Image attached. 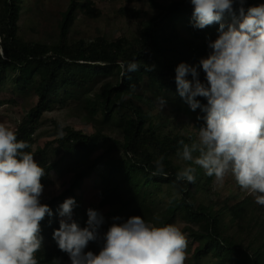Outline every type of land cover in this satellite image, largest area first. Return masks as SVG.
I'll use <instances>...</instances> for the list:
<instances>
[{
    "label": "trees",
    "instance_id": "trees-1",
    "mask_svg": "<svg viewBox=\"0 0 264 264\" xmlns=\"http://www.w3.org/2000/svg\"><path fill=\"white\" fill-rule=\"evenodd\" d=\"M25 2L0 0V90L12 81L17 98L35 95L14 125L17 139L29 143L25 151H31L44 168V189L64 183L53 178L63 162L76 152L88 153L67 185L41 200L53 215L41 222L43 245L36 253L38 264L70 262L53 239L61 219L59 205L67 198L76 201L73 219L81 227L89 208L100 212L104 221L119 217L115 221L122 223L131 216H142L152 223L176 224L187 238L185 264H264V206L233 176L234 186L227 181L216 183L214 177L192 165L196 167L195 183L175 180L176 173L190 163L177 155L178 141L198 139L200 120L190 118H197L195 113L204 115L200 109L192 111L179 96L175 69L181 62L198 65L207 57L211 51L208 41L219 35V24L194 28L190 0H146L155 13L147 17L131 6L122 9L130 23L140 24L129 25L120 37L97 35L70 41L79 12L92 19L101 12L94 0H69L56 21V43L27 42L20 36L19 25L22 8L30 6ZM260 4L264 0H245L243 7L247 10ZM41 5L36 10H42ZM240 7L239 2L234 3V13H226L222 22L231 23ZM133 59L140 64L139 70L124 75L120 64ZM198 71L200 81L207 83L202 68ZM157 97L166 101L161 110ZM68 99L75 104L66 108L92 129L53 120L46 140L39 142L37 131L44 111L63 106ZM197 99L207 103L203 97ZM5 103L0 99V107ZM113 115H117L118 125L110 121ZM160 156L167 175H153ZM98 168L104 170L105 187L94 178ZM150 193L161 194L155 198L157 210ZM101 247V242L94 241L85 251L98 253Z\"/></svg>",
    "mask_w": 264,
    "mask_h": 264
},
{
    "label": "clouds",
    "instance_id": "clouds-1",
    "mask_svg": "<svg viewBox=\"0 0 264 264\" xmlns=\"http://www.w3.org/2000/svg\"><path fill=\"white\" fill-rule=\"evenodd\" d=\"M237 2L241 5L238 16L225 25L224 15L233 14ZM244 2L190 0L193 27L204 29L218 23L219 35L208 41L211 51L198 65L181 62L175 69L179 96L192 111L200 109L204 114L197 117L202 120L198 139L178 141L177 155L190 163L176 173L175 180L195 183L196 167L192 165L216 183L231 174L264 206V4L245 10ZM120 68L126 75L138 71L140 64L133 59ZM199 68L207 83L200 81ZM156 100L161 110L166 101L163 97ZM29 147L17 139L14 129L0 122V264H38L36 253L43 245L41 222L53 215L50 206L41 203L45 170L31 151H25ZM163 160L160 156L155 161L153 175H167ZM75 206L74 198L59 205L61 219L53 232L70 264H185L187 238L176 224L131 216L101 234L102 214L89 208L86 226L81 227L73 219ZM98 240H102L98 253L85 251L90 242Z\"/></svg>",
    "mask_w": 264,
    "mask_h": 264
},
{
    "label": "rangeland",
    "instance_id": "rangeland-1",
    "mask_svg": "<svg viewBox=\"0 0 264 264\" xmlns=\"http://www.w3.org/2000/svg\"><path fill=\"white\" fill-rule=\"evenodd\" d=\"M68 1L69 0H26L25 3H29L30 6L22 8L19 20L21 38L27 42L45 41L50 44L56 43V21L57 19H60V12L67 7ZM94 3L97 9L100 10L101 14H97V18L92 19L91 17L79 12L80 15L76 17L74 25L72 26L70 41H75L78 38L92 39L97 35H105L110 39H116L126 32L129 25L137 27L140 24L139 21L130 23L127 16L121 12V10L126 7H134L140 11L141 15L145 12L147 17H150L155 13L150 4L146 5V0H124L119 2L94 0ZM40 4H42V10H36V7H39ZM4 86L3 90H0V99H2V101H6V103L0 107V122L5 123L14 129L15 123L20 122L21 118L33 104L35 95L30 94L24 96L23 99H19L16 97L17 87L14 82H7ZM10 100L13 102H9ZM74 104V100L68 99L67 103L63 106H51V108L44 111L41 124L37 131L39 142L42 143L46 140L53 120L64 126L69 125L86 131H90L92 129L89 123L78 119L71 109L66 108L67 106H72ZM195 115L197 117L199 116L198 113H195ZM190 119L192 122L197 121L196 117H191ZM110 121L115 125L119 124L117 115H113L110 118ZM199 123L202 124V120H200ZM195 140H197V138L193 137L191 142ZM87 154L88 153L86 152L81 153L79 151L74 153L72 158H68L65 162H63L61 168L56 174H54L53 178L62 179L64 183L57 184L56 186H48V188L44 189L41 200L50 198L52 195L64 188L67 185V181L72 173L83 162H85ZM94 178L97 180L98 185L103 187L106 186L103 168L97 169L94 174ZM231 178L232 175L228 174L226 175L224 181H227L231 186H234ZM149 197L155 207L154 210H157L156 208L159 207V204L156 202L155 198L161 197V194H157L155 197L150 193ZM86 221L87 219L82 221L83 227L86 226ZM113 223L119 222L115 220H111L110 222V219L104 221L102 225L104 228L103 230H100L101 234L106 233L108 228ZM98 241L102 243V240ZM67 264H70V262Z\"/></svg>",
    "mask_w": 264,
    "mask_h": 264
}]
</instances>
